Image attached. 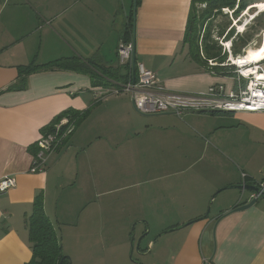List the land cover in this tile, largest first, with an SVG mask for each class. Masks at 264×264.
I'll return each mask as SVG.
<instances>
[{"label": "crops", "instance_id": "obj_1", "mask_svg": "<svg viewBox=\"0 0 264 264\" xmlns=\"http://www.w3.org/2000/svg\"><path fill=\"white\" fill-rule=\"evenodd\" d=\"M193 1L141 0L136 61L155 72L169 93H202L218 84L236 91L232 74L202 68L183 45ZM130 8L131 0L0 3V179L17 181L15 189L0 194V264L32 260L27 219L39 194L57 234L58 223L61 245L69 230L76 250L63 253L72 256L71 264H110L104 234L114 228V218L127 232L147 231L153 250L166 238L151 264H264V200L228 214L253 195L226 189L264 182V112L155 115L173 124L160 131L176 135L164 147L145 149L147 142L139 141L152 133L150 122L137 130L126 129L122 120L121 126H108L126 109L130 116L135 113L120 108V100L98 102L106 89L94 87L84 72L38 69L25 89L10 90L20 83V68L30 65L77 57L92 61V68L119 69L117 50L133 14ZM70 109L91 113L48 156L46 171L31 173V149L43 129ZM109 155L113 165L106 161ZM113 193L123 194L119 213L109 200ZM93 215L100 225L93 226ZM127 259L123 252L114 261L130 263Z\"/></svg>", "mask_w": 264, "mask_h": 264}, {"label": "built area", "instance_id": "obj_2", "mask_svg": "<svg viewBox=\"0 0 264 264\" xmlns=\"http://www.w3.org/2000/svg\"><path fill=\"white\" fill-rule=\"evenodd\" d=\"M226 50L231 54L229 47ZM117 53L122 66L130 65L132 69L130 79L126 84L106 89L98 96L97 101H103L105 98L121 93L128 94L132 97L136 111L146 116L173 114L182 117L186 113L264 112V57L257 63L244 66L235 64L231 59L227 61L226 65L232 68L231 74L238 82L239 87L236 91H228L224 85L218 84L210 87L207 92L181 94L167 92L157 74L147 69L142 63H135L133 73L134 45L132 42L120 41ZM209 65L215 66L213 61H209ZM69 124L68 119H63L55 126L54 133L41 137L37 143L39 152L33 159L31 173L39 174L46 171L48 156L58 151L75 131V125ZM64 126L67 128L63 129ZM16 187L17 181L14 177L7 176L0 179V194H6ZM260 187L264 188V182L260 184Z\"/></svg>", "mask_w": 264, "mask_h": 264}, {"label": "trees", "instance_id": "obj_3", "mask_svg": "<svg viewBox=\"0 0 264 264\" xmlns=\"http://www.w3.org/2000/svg\"><path fill=\"white\" fill-rule=\"evenodd\" d=\"M249 0H194L191 6L189 14L183 45L188 49L189 57L202 68L210 70V72L227 75L232 73V68H222L219 66H209V61H216V63L224 64L227 59V55L222 54V47L218 44L219 40H214L211 35L207 34L208 26L205 30L203 28V21L209 20L212 17V12H221L222 9L229 8L233 10L238 6L240 11L246 8V4ZM141 0H137V6H139ZM200 3L207 4V10L199 17L196 15L195 5ZM133 27H134V14H132L130 22L125 29L121 41L132 42L133 40ZM205 31V33H204ZM232 35V34H231ZM231 35L227 36L229 39ZM233 52L235 56H238L240 49L238 44L234 42ZM234 57V56H233ZM92 61L81 60L77 57H72L57 62L51 63L43 67H35L33 65L20 68V83L19 85H13L10 90H23L26 88V82L29 75L36 72L38 69H65L73 71H81L88 74L92 80L94 87H101L103 89L112 88V82H118L126 84L130 77L129 72H132L130 65L120 66L119 69L113 70L110 68H92ZM125 69V74H120L121 69ZM112 81V82H111ZM99 102V101H98ZM91 110L79 112L76 110H66L59 114L52 123L45 127L42 131L43 135L54 133L55 126L63 119H68L70 124L75 125V129L81 125L90 115ZM69 124V125H70ZM67 128L64 126L63 129ZM39 152L38 145L31 149V153L35 157ZM27 225L29 229L30 241L32 244L33 257L28 264H69L68 258H66L62 252V246L56 230L54 229L51 221L45 214L43 195L39 194L35 198L33 205V212L27 219Z\"/></svg>", "mask_w": 264, "mask_h": 264}, {"label": "rangeland", "instance_id": "obj_4", "mask_svg": "<svg viewBox=\"0 0 264 264\" xmlns=\"http://www.w3.org/2000/svg\"><path fill=\"white\" fill-rule=\"evenodd\" d=\"M2 1L4 0H1L0 3ZM259 1H264V0H249L246 4V8L243 11H240V9H238V6L234 8L233 10L229 8L222 9L220 13L218 11H214L212 12V17L209 20V22L207 20L203 21V24H204L203 28H205V30L208 26L206 35L207 34L211 35L215 41L219 40L218 44L222 47V54L227 55V59L225 60L224 64H219V63H216V61H214L215 66H219L222 68H230L228 65H226L227 61L231 59V57L233 56L237 57L234 55V52H233L234 51L233 48L235 44L234 42L238 44V48L240 49V53L238 56L245 55L248 48H255L260 45L261 37L264 32V12H261L258 9L250 10V6L253 3H256ZM134 2L135 0H131L130 11L134 10V7H133ZM195 9H196V15L200 17L202 13H204L207 10V4L206 3L196 4ZM130 14L131 12H129V16ZM133 30H134V27H133ZM229 35H231V37L229 39H226V37ZM132 43H133V40H132ZM227 47L230 48L231 54H229L228 51L226 50ZM131 74L132 73L129 72V77ZM111 84H114V82H112ZM116 86H119V85H113L112 88H115ZM112 88H107V89H112ZM129 98L130 96L124 93H121L117 96H111L109 98H105V101L120 100L118 102V104L120 105V108H123L124 106V108L130 109L131 115L135 113L134 117L130 116L127 114V109H126V113L124 114V116L120 117L117 122L112 121L111 119V121L110 120L107 121V125L110 127H113L115 125L121 126V120H122L123 121L122 125L126 129H136L137 130L138 126L143 127V124H145L146 121L148 120L151 124L150 129L152 133H149L148 135L142 137V139L139 142L142 145L145 142H147V144L145 145V149H149L150 147H153L154 145H156V148L164 147L162 146V144L167 143V141H169V139L171 138L172 134H175V133L174 131H169V132L160 131V128L166 127L168 130H170L173 124H168L166 121L165 122L162 121L164 120L163 118L165 117L143 116L139 114L136 111L132 103L133 101ZM130 104H131V107H130ZM122 113H124V111H122ZM184 142L191 143L189 140H185ZM113 158L114 156L109 155V157L106 158V161L113 165V163L111 162ZM119 197H123V194L113 193L112 195L109 196V200L110 198L113 200V203H111V205L114 206V212H118V210H120L119 205L121 203V200H119ZM245 200H247V197L244 199V201ZM83 219H84V216L82 220ZM98 220H99V217L96 215H93V226H95L96 224L100 225V222ZM117 221L118 220L114 218V228H112L111 231L106 230L104 234L105 235L104 242H105V246L108 248L107 256H109L110 258V264H117L114 260H117L123 252L124 253L126 252L128 256L127 260L130 261V263L127 262L126 264H151V262L154 263L153 261L154 256L156 255L158 248L164 247L163 245H165L166 238L161 239L158 242V244H156L158 248L156 247L154 248V250L153 248L149 249V241H150L149 239L150 238H147L148 232H145L144 230L140 231V229H137L136 231L130 230L129 232H127L122 228L121 225L117 224ZM55 225L58 229V234H59L58 237L61 242L62 233L60 232L57 222H55ZM65 232H66L68 239L65 238L64 243L61 245L62 252L73 253L75 252L76 249L74 246H72L69 243L70 241L69 230L66 229ZM153 233H155V231H153ZM139 235L143 236L144 238L140 246V251H137V244L141 238V237H138ZM132 239H133V247H134L133 252H132ZM124 245L126 247H123ZM96 251L98 250L96 249ZM93 254H97V253L93 252ZM64 256L69 257L72 261V256L68 254H64ZM157 264H165V261L159 260Z\"/></svg>", "mask_w": 264, "mask_h": 264}, {"label": "water", "instance_id": "obj_5", "mask_svg": "<svg viewBox=\"0 0 264 264\" xmlns=\"http://www.w3.org/2000/svg\"><path fill=\"white\" fill-rule=\"evenodd\" d=\"M136 2H137V0H135V2H134V10H133V14H134V30H133V45H134L133 73L135 72V63H136V56H135V49H136V22L135 21H136V12H137V3ZM160 115H165V114H160ZM260 184L253 185V186L252 185H245L244 184V185H241V186H233V187L226 188V189L239 190L242 193H246V192L248 193L249 192L250 194L253 195L252 196V200L249 203H246V204L241 205V206H236L228 214L247 211V210L251 209L253 206H255V204L258 202V200H264V188H261L260 187ZM221 218H223V216ZM199 220H202V218L199 219ZM191 223H188L185 226H188ZM172 231H174V230H172ZM141 240L142 239H140L139 242H138V244H137V251L139 250V245L141 243ZM133 249H134V247H133V239H132V252H133ZM66 258H68L69 264H71V259L69 257H66ZM63 261H64V258L62 259V261L60 262V264H62Z\"/></svg>", "mask_w": 264, "mask_h": 264}, {"label": "bare ground", "instance_id": "obj_6", "mask_svg": "<svg viewBox=\"0 0 264 264\" xmlns=\"http://www.w3.org/2000/svg\"><path fill=\"white\" fill-rule=\"evenodd\" d=\"M251 9H258L261 12H264V1H259L253 3L250 6ZM264 57V32L261 37V43L258 47L248 48L246 54L239 57H232L231 60L235 62V64H240L241 66L254 64L259 62Z\"/></svg>", "mask_w": 264, "mask_h": 264}, {"label": "flooded vegetation", "instance_id": "obj_7", "mask_svg": "<svg viewBox=\"0 0 264 264\" xmlns=\"http://www.w3.org/2000/svg\"><path fill=\"white\" fill-rule=\"evenodd\" d=\"M146 232H147V231H146ZM143 238H144V237L142 236L140 239H142V241H143ZM142 241H141V244H142ZM139 247H140V245H139ZM150 248H152L151 244H149V249H150Z\"/></svg>", "mask_w": 264, "mask_h": 264}]
</instances>
